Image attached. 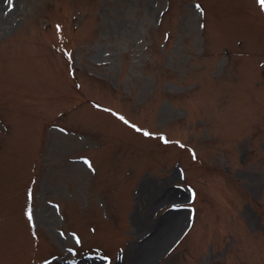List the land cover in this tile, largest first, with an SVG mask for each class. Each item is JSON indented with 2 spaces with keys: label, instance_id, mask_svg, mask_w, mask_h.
<instances>
[{
  "label": "rangeland",
  "instance_id": "1",
  "mask_svg": "<svg viewBox=\"0 0 264 264\" xmlns=\"http://www.w3.org/2000/svg\"><path fill=\"white\" fill-rule=\"evenodd\" d=\"M179 222L145 264H264L259 0H0V264Z\"/></svg>",
  "mask_w": 264,
  "mask_h": 264
},
{
  "label": "bare ground",
  "instance_id": "2",
  "mask_svg": "<svg viewBox=\"0 0 264 264\" xmlns=\"http://www.w3.org/2000/svg\"><path fill=\"white\" fill-rule=\"evenodd\" d=\"M171 193L175 195L174 192ZM171 193H169L168 195L165 194L163 196L168 199V196ZM180 224L181 223L179 222L177 223V225H174L171 229L163 231L162 233L156 230L155 233L153 232L151 235H149L150 237L148 238V240L144 241V244L141 248L142 250L140 252H142V255H140V257H134V259L133 257L131 258L132 261H134L133 264H145L151 257L158 254L164 247V245L168 242L170 236H172V234L180 226Z\"/></svg>",
  "mask_w": 264,
  "mask_h": 264
},
{
  "label": "snow or ice",
  "instance_id": "3",
  "mask_svg": "<svg viewBox=\"0 0 264 264\" xmlns=\"http://www.w3.org/2000/svg\"><path fill=\"white\" fill-rule=\"evenodd\" d=\"M259 2L261 3V6L264 7V0H259ZM199 7V6H197ZM123 119V118H121ZM137 131H139V129H137ZM145 135H149V133H144ZM29 218L31 219V216L29 215ZM77 243H79V241H77Z\"/></svg>",
  "mask_w": 264,
  "mask_h": 264
}]
</instances>
